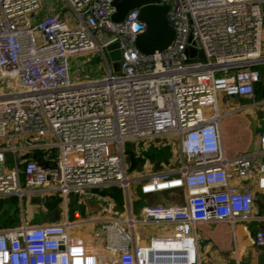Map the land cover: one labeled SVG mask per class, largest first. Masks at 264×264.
<instances>
[{
	"label": "built area",
	"instance_id": "obj_1",
	"mask_svg": "<svg viewBox=\"0 0 264 264\" xmlns=\"http://www.w3.org/2000/svg\"><path fill=\"white\" fill-rule=\"evenodd\" d=\"M42 0H0V196H23L53 184L68 195L88 189L133 183L127 175L124 143L145 147L174 137L180 167L141 180V192L153 195L184 189L186 204L146 206L143 219L104 220L94 237L118 264H200L194 226L200 222L252 218L253 191L233 180L260 175L264 190V99L259 150L227 158L219 93L254 98L264 66V0H162L175 29L162 52L141 54L135 40L146 32L139 11L121 23L112 20L113 0H66L73 14L38 17ZM99 33L114 35L122 59L119 75L109 66ZM190 50L195 54L190 55ZM100 53L108 64L102 79L73 82L70 59ZM205 57L199 61L200 54ZM5 85V86H4ZM14 126L15 130H10ZM51 130L57 149L52 163L29 160L4 171L6 153L21 150L16 135ZM166 140V139H165ZM171 144L170 142H168ZM263 162L255 165L254 157ZM170 223L174 232L134 244L137 223ZM73 223L22 225L0 231V264H100L98 255L72 237ZM264 246V230L255 236Z\"/></svg>",
	"mask_w": 264,
	"mask_h": 264
},
{
	"label": "crops",
	"instance_id": "obj_2",
	"mask_svg": "<svg viewBox=\"0 0 264 264\" xmlns=\"http://www.w3.org/2000/svg\"><path fill=\"white\" fill-rule=\"evenodd\" d=\"M42 3L37 18L58 14L68 22L73 20L71 11L66 6H60L58 0H42ZM259 85L260 83L256 86V91ZM259 96L257 92L254 98L218 94L217 106L222 116L220 125L227 158L257 152L262 125V109L258 102L264 99ZM10 130H15L14 126H10ZM3 141L10 144L11 139ZM55 141V134L49 129L32 136L16 135L14 143L21 150L16 156L6 154L7 162L3 170H12L15 167V159L19 167L24 166L29 160L52 163L58 150L48 149V145ZM30 156L35 158H29ZM128 157L129 154H125L127 164ZM136 157L141 159L144 167L137 173L133 172L135 176H130L131 171L126 166L127 175L133 180L128 189L120 185H109L88 189L85 193L71 192L65 195L55 190L53 184L33 190L22 184L25 191L23 196H0V231L22 225L71 222L72 237L95 252L100 264H118L117 259L104 251L102 242L94 237L101 222L128 218L141 221L146 206L179 207L185 205L187 200L184 189L144 195L141 192V180L167 170L171 165L165 167L161 164L160 169L153 170L148 168L150 159L146 154H136ZM262 162V157H254L255 165ZM259 181L258 172L250 179L236 178L232 181L234 185L251 189L255 195L250 221H237L234 224L228 221L195 224L200 264H264V246L255 244L256 234L264 230V190L258 187ZM167 193L169 195L156 197ZM173 232L174 226L170 223L139 222L133 229L134 244L137 247H146L154 237L169 236Z\"/></svg>",
	"mask_w": 264,
	"mask_h": 264
},
{
	"label": "water",
	"instance_id": "obj_3",
	"mask_svg": "<svg viewBox=\"0 0 264 264\" xmlns=\"http://www.w3.org/2000/svg\"><path fill=\"white\" fill-rule=\"evenodd\" d=\"M113 7L115 13L112 20L116 23L123 22L131 11H139V20L147 27L146 32L138 35L135 40V46L141 54L153 55L157 51L162 52L173 43L175 29L168 18L171 8L170 5L162 4V0H113ZM97 37L101 43L107 45L105 50L109 61L113 65V70L118 72L119 62L122 59L121 44L112 42L115 36L108 33H99ZM194 54L195 51L190 50V55ZM198 60H205L202 53ZM256 150H259V143ZM29 158L35 157L30 156ZM40 201L38 199V202Z\"/></svg>",
	"mask_w": 264,
	"mask_h": 264
},
{
	"label": "rangeland",
	"instance_id": "obj_4",
	"mask_svg": "<svg viewBox=\"0 0 264 264\" xmlns=\"http://www.w3.org/2000/svg\"><path fill=\"white\" fill-rule=\"evenodd\" d=\"M60 6H66V0H58ZM67 7V6H66ZM264 9V5H263ZM114 75H119L120 71L115 72L113 70L112 63L109 64ZM264 74V66H262ZM261 67V68H262ZM70 71L73 82H86L99 80L108 75V64L105 58L100 53H85L74 56L70 59ZM264 76L261 81V88L264 87ZM5 86V85H4ZM166 139V140H165ZM170 142L171 144H169ZM10 144L6 141L0 140V147L7 148ZM124 154H129L127 159L128 169L131 171L130 176H135L133 172H138L144 166L141 164L142 161L136 154H149V167L153 170L160 169L161 164L165 167L169 164L170 168L180 167V152L179 145L174 141V137H167L164 139L153 140L148 143L147 146L143 147L142 143L139 142H128L123 145ZM58 153V152H57ZM56 153V154H57ZM6 154H10L7 152ZM154 154L159 155V158L155 157ZM139 156V155H137ZM147 156V155H146ZM160 159V161H159ZM142 165V166H141ZM159 166V167H158ZM158 171V170H157ZM142 183V182H141ZM24 186V185H23ZM25 187V186H24ZM167 194L156 195V197L167 196Z\"/></svg>",
	"mask_w": 264,
	"mask_h": 264
},
{
	"label": "trees",
	"instance_id": "obj_5",
	"mask_svg": "<svg viewBox=\"0 0 264 264\" xmlns=\"http://www.w3.org/2000/svg\"><path fill=\"white\" fill-rule=\"evenodd\" d=\"M261 67H262V66H261ZM261 67H260V70H261L262 78H263V76H264L263 71H262L263 67H262V68H261ZM262 78H261V79H262ZM256 92L260 94L259 97H264V87L261 88V82H260L259 88H257V91H256ZM146 155L148 156L149 154H146ZM149 156H150V155H149ZM149 156H148V157H149ZM154 156L157 157V158H159V155H157V154H154ZM159 161H160V159H159Z\"/></svg>",
	"mask_w": 264,
	"mask_h": 264
}]
</instances>
